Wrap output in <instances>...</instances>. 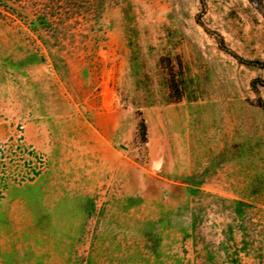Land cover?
Masks as SVG:
<instances>
[{"label": "rangeland", "instance_id": "rangeland-1", "mask_svg": "<svg viewBox=\"0 0 264 264\" xmlns=\"http://www.w3.org/2000/svg\"><path fill=\"white\" fill-rule=\"evenodd\" d=\"M0 264H264V0H0Z\"/></svg>", "mask_w": 264, "mask_h": 264}, {"label": "trees", "instance_id": "trees-1", "mask_svg": "<svg viewBox=\"0 0 264 264\" xmlns=\"http://www.w3.org/2000/svg\"><path fill=\"white\" fill-rule=\"evenodd\" d=\"M140 127H141L142 137H143V139L145 140L146 129H145V124H144L143 121H141V125H140Z\"/></svg>", "mask_w": 264, "mask_h": 264}]
</instances>
